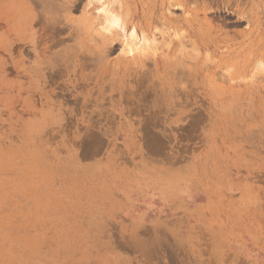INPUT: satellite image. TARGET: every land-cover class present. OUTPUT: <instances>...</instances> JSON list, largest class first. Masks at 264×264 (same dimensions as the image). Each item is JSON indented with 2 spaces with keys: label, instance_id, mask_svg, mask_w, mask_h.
Instances as JSON below:
<instances>
[{
  "label": "rangeland",
  "instance_id": "374dc122",
  "mask_svg": "<svg viewBox=\"0 0 264 264\" xmlns=\"http://www.w3.org/2000/svg\"><path fill=\"white\" fill-rule=\"evenodd\" d=\"M179 1L0 0V264H264V0Z\"/></svg>",
  "mask_w": 264,
  "mask_h": 264
},
{
  "label": "bare ground",
  "instance_id": "6f19581e",
  "mask_svg": "<svg viewBox=\"0 0 264 264\" xmlns=\"http://www.w3.org/2000/svg\"><path fill=\"white\" fill-rule=\"evenodd\" d=\"M179 2H181V3H183L184 2V0H182V1H179ZM211 2V1H210ZM227 2V1H226ZM206 4V3H205ZM170 6V5H169ZM205 6H207V5H205ZM210 6V5H209ZM183 7V6H182ZM229 9V8H228ZM232 9V8H231ZM230 9V10H231ZM234 11H236V14H237V12H239V10L238 9H234ZM231 12V11H230ZM240 17V16H239ZM244 18V17H243ZM246 18V17H245ZM86 22V21H85ZM229 25V24H228ZM84 27V26H83ZM87 27V26H86ZM90 31V30H89ZM88 32V31H87ZM144 33V32H143ZM106 38V37H105ZM103 40V39H102ZM187 43V42H186ZM107 44V43H106ZM146 45V44H145ZM143 46V45H142ZM186 46V45H185ZM191 46V45H190ZM150 47V46H149ZM148 47V48H149ZM196 48V47H195ZM188 54H189V52H188ZM146 56V55H145ZM183 58V57H182ZM85 60V59H84ZM211 60V59H210ZM82 61V60H81ZM187 61V60H186ZM169 62V61H168ZM218 72V71H217ZM141 74H143V73H141ZM193 77V76H192ZM242 77V76H241ZM156 80V79H155Z\"/></svg>",
  "mask_w": 264,
  "mask_h": 264
}]
</instances>
